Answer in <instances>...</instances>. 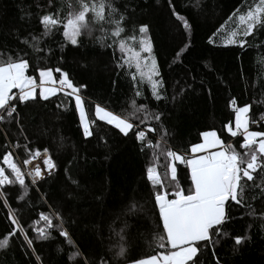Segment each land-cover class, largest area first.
Returning <instances> with one entry per match:
<instances>
[{"label":"trees","instance_id":"trees-1","mask_svg":"<svg viewBox=\"0 0 264 264\" xmlns=\"http://www.w3.org/2000/svg\"><path fill=\"white\" fill-rule=\"evenodd\" d=\"M68 2L0 0V57L19 54L28 60L25 74L36 81L38 69H51L55 80L60 75L57 68L66 73L79 89L91 133L84 135L74 97L66 92L58 91L46 100L37 93L35 99L21 103L19 90H12L16 111L8 116L0 110V164L12 144L23 160L47 148L56 167L35 185L26 181L22 187L10 176L11 183L0 185V239L15 227L10 213L24 230V234L9 236V244L0 249V264H84L85 259L101 264V258L118 264L114 253L121 243L133 260L165 250L152 243L154 235L163 233L155 189L146 173L152 149L142 150L135 130L125 135L96 118L95 105L129 116L145 133L143 143H155L161 128L166 130V145L162 142L157 151L156 164L168 197L173 196L169 159L161 154L167 148L187 154L201 141L202 132L216 131L223 143H232L243 152L239 147L242 136L231 137L224 125L232 126L234 109L245 104L251 106L249 120L255 121L249 128L264 131V27L257 26L252 36H238L237 40H246L243 47L226 42V33L236 25L229 17L246 12L253 0H113L125 15L124 36L135 35L138 40L139 27H148L158 71L152 79L163 85L158 88L159 100L135 67L124 64L117 47L103 46L112 44V39L98 42L103 35L99 31L79 37L73 45L58 27L40 38V51L22 42L42 33L37 12L46 7L67 13ZM173 11L187 20L188 30ZM221 25L226 27L221 29ZM104 27L111 31L109 25ZM138 91L141 95L136 96ZM133 100L145 105L147 113L132 116ZM173 163L178 170L176 182L187 194L191 186L187 166ZM253 175L256 184L264 183V172L258 169ZM245 182L250 191L246 190L244 204H226L228 219L222 229L228 235L213 233L214 244L201 242L197 264H217V260L219 264H264V193L246 178ZM132 202L137 208L129 212ZM41 214L66 230L71 243L56 228H48L50 235L40 239L38 230L47 228ZM56 214L63 219H56ZM235 236L245 240L236 245ZM27 240L32 241L31 247ZM76 250L81 255L70 260Z\"/></svg>","mask_w":264,"mask_h":264},{"label":"snow or ice","instance_id":"snow-or-ice-1","mask_svg":"<svg viewBox=\"0 0 264 264\" xmlns=\"http://www.w3.org/2000/svg\"><path fill=\"white\" fill-rule=\"evenodd\" d=\"M49 5L52 0H48ZM39 8L40 5H37ZM68 11L64 13L60 9L55 12L48 11L45 7L44 11L37 12L36 16L43 31L40 36L33 35L31 41L25 39L22 41L35 51L41 49L37 47L40 38L50 35L54 29L62 27L63 37L73 45L78 44V38L84 35H93L95 31H99L103 35L98 37V42L112 39V44H105L106 47H117L122 53L124 64L129 68L135 67L136 74L140 76L141 81H147L152 89L153 96L161 99L158 88L163 85L159 80H153L152 77L158 75L156 62L152 57V43L147 36L148 27L141 25L139 27V39L135 35L124 36L126 29L123 24L125 15L113 3V0H69ZM29 16L32 14L29 13ZM173 15L183 22L185 30L190 28L187 20L179 16L175 11ZM229 20H235V27L226 33V42L230 44L239 43L241 47L245 46L246 40L237 37H249L254 34L257 26L264 27V0H253L246 12H241L238 15L229 17ZM107 24L111 27V31L104 27ZM226 25H221V29ZM219 31V30H218ZM187 47V46H185ZM141 53H147V56H142ZM180 56V53H177ZM122 65L118 64L117 67ZM30 67L28 60L17 54L16 57L8 56L7 59L0 57V110L5 111L8 116L16 111V105L13 97L9 94L12 89H18V99L21 103L35 99L34 90L36 82L32 76L26 75V70ZM39 71V97L40 99H48L49 96L55 95L56 92L62 91L64 88L70 89L65 95H71L75 99L76 109L79 113L80 124L83 128L84 135H91L89 131L86 112L83 107L82 97L78 94L79 89L73 85L68 79L66 73H60L59 88L46 85H54L51 69H38ZM135 79V75L133 77ZM83 87V85H81ZM141 95L138 91L136 96ZM10 101H13L9 104ZM133 112H145V105H136L135 100L132 101ZM250 105L245 104L236 107L235 111V127L232 128L229 124L224 125V129L230 133L231 137L239 138L242 136L239 152L233 147L232 143H223L216 131L202 132L203 143L192 145L191 152L197 153L201 150L217 148L218 150L208 152L207 155H197L192 158L180 155L171 148H167L162 152L168 159V171L171 173V181L173 186L172 195L174 198H167V192L164 184L161 181L157 171L156 157L157 151L161 148L162 142L166 145L164 137L166 130L161 128V137L155 143L146 139L145 133L138 129V125L132 122L129 116H121L97 105L95 107L96 117L101 121H106L110 125H114L119 131L125 135L129 134L130 130H135L136 139L142 142L143 148L152 149V160L146 169L147 179L155 189L154 199L155 206L159 210V219L163 224V233H158L153 236L152 243L157 249H165L164 251H156L154 255H149L145 258L130 259L126 254V247L123 243L118 246L114 257L118 264H197L200 252V243L206 242L214 244L212 239L213 233L217 235L227 236L223 231L222 226L228 219L226 215V204L235 202L236 204H244L246 190L250 191V186L245 182H253L254 187L260 188L261 193H264V183L256 184L253 173L257 170L264 172V131H252L249 128L250 120ZM3 119V117H0ZM159 120V115L155 116ZM143 123V121H141ZM255 123V121H251ZM153 131V129H149ZM41 156L39 150L30 153L29 158L24 160V164L30 163L31 159ZM3 161L11 169L15 181L23 187L25 185L24 175L21 169L13 162L10 153H5ZM173 161L185 164L190 173L191 186L185 194L179 183H177L178 170ZM56 165L49 155L47 148L43 150V168L45 171L55 169ZM4 168L0 167V185L11 183L8 176L4 174ZM42 179L41 167L37 166L34 169L33 184L37 180ZM76 183V181H72ZM254 199L256 197H253ZM7 203V202H5ZM251 207L250 205H248ZM137 208L135 202H132L128 211L134 212ZM261 215H264L262 213ZM56 219L62 220V216L56 214ZM9 219L15 225L13 231L0 239V249H4L9 244V236L15 235L17 232L24 234L23 228L19 225L14 213H10ZM40 219L45 221L47 228L40 229L39 238L46 239L50 233L48 228H56L59 235L70 241L69 234L60 225L53 223V220L44 214H41ZM36 231L37 229H33ZM236 245H240L245 237H232ZM120 240L124 237L121 235ZM29 247L32 246V241H26ZM79 250L70 254V260L80 256ZM84 264H89L85 259ZM101 264H110L109 261L101 258ZM217 264L219 261L217 260Z\"/></svg>","mask_w":264,"mask_h":264},{"label":"built area","instance_id":"built-area-1","mask_svg":"<svg viewBox=\"0 0 264 264\" xmlns=\"http://www.w3.org/2000/svg\"><path fill=\"white\" fill-rule=\"evenodd\" d=\"M32 77H33V79H34L35 82H36L35 77H34V76H32ZM59 77H60V75L58 76V78H57V80H56V83H55V87H57V88H59V83H58V81H59ZM62 91H64V92H70V89L64 88ZM9 104H11V101L9 102ZM251 121H252V120H250V125H249V127H251V125L253 124V123H251ZM40 152H41V156H39V157H35V158L31 159L30 163L27 164V165L24 164V160H25V159L23 160V159H21V158L18 156V153H17L16 147H15L14 145L10 144V148H9V150H8L6 153H10V154H11L12 159H13V162H15V163L17 164V166L21 169V171H22V173H23V175H24V180H25V182H26V181H29L30 183L33 184L34 169H35L37 166L41 167L42 179L45 178L46 176H48L50 173H52V172L54 171V169L51 170V171H45V170H44V168H43V150H41ZM3 156H4V155H3ZM28 158H29V157H28ZM28 158H26V159H28ZM0 167L4 168V170H5L4 174H5L6 176H8V178H9V176H10V177H12V178L15 180L14 175H12V173H11V169L8 167L7 164L4 163V161H3V157H2V160H1ZM6 170L9 171V174H7ZM40 180H41V179H40ZM40 180H37L36 183H37L38 181H40ZM18 183H19V182H18ZM36 183H35V184H36ZM35 184H33V185H35Z\"/></svg>","mask_w":264,"mask_h":264},{"label":"rangeland","instance_id":"rangeland-1","mask_svg":"<svg viewBox=\"0 0 264 264\" xmlns=\"http://www.w3.org/2000/svg\"><path fill=\"white\" fill-rule=\"evenodd\" d=\"M141 55L142 56H147L148 54L147 53H141ZM52 75H53V72H52ZM53 80L54 81H56L55 80V77H54V75H53ZM36 88H35V90H34V95H36L37 93L39 94V72H38V81H36ZM47 87H51V86H54L55 87V84L54 85H46ZM13 90V89H12ZM12 90H11V92L9 93L10 95H11V93H12ZM18 90V89H17ZM74 102H75V99H74ZM75 106H76V104H75ZM97 105H95L94 106V109H93V112H94V115H95V117H96V114H95V107H96ZM83 107H84V104H83ZM77 110V109H76ZM84 110H85V107H84ZM85 112H86V110H85ZM78 113V112H77ZM86 116H87V113H86ZM78 117H79V113H78ZM235 117V116H234ZM97 118V117H96ZM87 120H88V125H89V119H88V116H87ZM106 122V121H105ZM79 123H80V118H79ZM80 126H81V124H80ZM230 127H232V128H234L235 127V122L233 123V125L232 126H230ZM82 128V127H81ZM82 130H83V128H82ZM251 130V129H250ZM89 131H90V126H89ZM252 131H254V130H252ZM202 139V142L200 141L199 143H203V137L201 138ZM199 143H197V144H199Z\"/></svg>","mask_w":264,"mask_h":264},{"label":"crops","instance_id":"crops-1","mask_svg":"<svg viewBox=\"0 0 264 264\" xmlns=\"http://www.w3.org/2000/svg\"><path fill=\"white\" fill-rule=\"evenodd\" d=\"M201 142H202V139H201ZM218 147H219V146H217V148H210V149H207V150H201V151H199V152H197V153H192V152H191V148H190L189 153L184 154V155L188 156L189 158H192V157L197 156V155H207L208 152L218 150ZM180 155H181V154H180ZM184 155H182V156H184ZM167 198L172 199V198H174V196H172V197H168V196H167Z\"/></svg>","mask_w":264,"mask_h":264}]
</instances>
